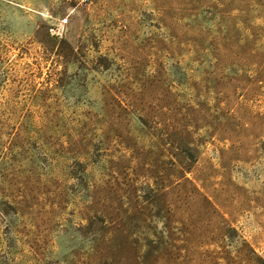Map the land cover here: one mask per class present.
Masks as SVG:
<instances>
[{"label":"rangeland","instance_id":"rangeland-1","mask_svg":"<svg viewBox=\"0 0 264 264\" xmlns=\"http://www.w3.org/2000/svg\"><path fill=\"white\" fill-rule=\"evenodd\" d=\"M0 264H264V0H0Z\"/></svg>","mask_w":264,"mask_h":264}]
</instances>
